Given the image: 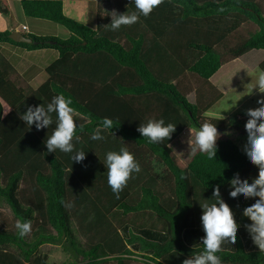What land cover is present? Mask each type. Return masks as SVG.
Here are the masks:
<instances>
[{"label": "trees", "instance_id": "trees-1", "mask_svg": "<svg viewBox=\"0 0 264 264\" xmlns=\"http://www.w3.org/2000/svg\"><path fill=\"white\" fill-rule=\"evenodd\" d=\"M6 1L15 0L0 3ZM16 1L25 17L61 25L68 36L23 34L33 41L26 44L12 41L9 31H0V45L57 52L44 69L47 79L36 89L22 81L0 52V203L17 221L31 222V232L24 237L17 229L9 232L0 225V264H47L38 253L43 245L62 246L85 264H128L135 255L131 246H137L138 256L149 264H183L203 246L186 245L182 233L203 230L201 205L215 202L217 186L234 220H240L238 225L251 223H244L248 218L243 210L259 198H231L230 180L236 176L252 183L258 166L232 140L217 141L214 159L196 152L181 161L170 146L183 132L205 122L219 131L247 135L244 125L249 117L204 116L222 97L208 80L225 63L218 47L244 25L256 30L228 47L230 59L264 51V0H162L149 16L116 31L110 28L111 17H102L100 11L95 29L65 16L64 0ZM84 1H96L98 8L115 5L117 13L135 11L131 0ZM0 13L9 17L7 6ZM258 69L264 73V59ZM182 73L204 81L215 97L204 93L205 103L189 102L174 83ZM57 95L72 101L73 153L86 152L79 163L71 161V154L47 151L45 141L57 126L54 112L48 113L52 124L39 130L20 118L30 107L47 112ZM105 117L112 119L113 129L102 128ZM153 118L176 125L171 137L159 144L149 143L137 131ZM97 130L102 140L91 139ZM121 147L134 155L141 170L131 174L117 197L108 184L104 160L108 151ZM144 155L158 159L172 177L170 196L157 189ZM24 181L27 187L20 189ZM132 216L142 222L137 225L140 231H158L165 240L152 241L133 232L123 238L120 229L131 223ZM86 233L93 237L82 245L77 236ZM218 255L222 264H264V252H246L238 232L234 250Z\"/></svg>", "mask_w": 264, "mask_h": 264}, {"label": "clouds", "instance_id": "clouds-1", "mask_svg": "<svg viewBox=\"0 0 264 264\" xmlns=\"http://www.w3.org/2000/svg\"><path fill=\"white\" fill-rule=\"evenodd\" d=\"M135 6V11L128 14L111 12L110 28L113 31L119 30L122 26L135 24L140 16L147 17L152 13L162 0H131ZM251 93L256 89L264 94V73L259 74L254 81L248 84ZM258 107L248 109L246 115L249 117L244 125L247 133V147L245 154L250 163L258 166V175L252 183L241 182L236 176L230 180L233 190L229 195L231 198L241 196L244 198L258 197L253 204L243 210V216L251 221L243 225L247 230L252 243L264 252V99L257 100ZM71 99L63 95L53 98V103L47 107V112L43 107L29 108L20 118L26 121L30 127L35 124L39 130L52 124L53 120L48 113H55L57 126L45 141L49 153L59 150L62 153L71 154V161L77 163L83 161L86 152L74 149V133L76 123L73 118L74 109L71 107ZM104 130L113 129L112 119L105 117L102 122ZM176 125L165 123L164 119H149L146 123L140 124L137 131L149 143L159 144L168 140L175 132ZM221 134L213 123L205 122L198 129H190V139L188 141L192 153L200 152L206 154L209 159L216 158L218 145L217 139ZM194 136V138H193ZM104 137L100 131H95L91 139L102 140ZM78 139V138H77ZM104 165L107 168L108 184L112 192L119 196L132 173L140 172V165L134 155L126 148L121 147L118 151H108L105 155ZM215 202L201 205L203 211L201 216L204 236L200 244L202 250L194 254V258H188L183 264H222L218 255L222 251L225 242L234 244L238 231V223L233 218V213L229 206L220 197V188L217 186L213 191ZM18 235L24 237L31 232L30 221H17L15 224Z\"/></svg>", "mask_w": 264, "mask_h": 264}, {"label": "rangeland", "instance_id": "rangeland-1", "mask_svg": "<svg viewBox=\"0 0 264 264\" xmlns=\"http://www.w3.org/2000/svg\"><path fill=\"white\" fill-rule=\"evenodd\" d=\"M123 4V3H122ZM116 11L115 5H104V9L102 12V17L109 19L112 15L111 12ZM92 18V17H91ZM92 20V19H91ZM44 25H41L38 27V31L35 32V30H31L32 35H37L41 33L40 35L45 36H55L60 39H64L66 36H68L67 29H65L63 26L55 24V23H43ZM91 29H95V24H89ZM256 30L255 26H243L238 31H236L234 34H232L227 42L218 47L219 52L222 53V59L224 62L230 61V56L228 53H226L228 47H231L238 41H242L247 36L250 35V33H253ZM22 33L25 34V32L22 31ZM10 46L8 45H0V52L1 54L7 59L11 64H13L15 67L19 69L20 62L15 58L14 56H11L8 53V49ZM250 51L254 52L253 56L242 58L239 60L238 64L234 63L236 65V68L233 72H231V78L229 79L231 81V84L235 82L231 88V91L228 92L217 104L215 103L206 113L205 117L208 119H225V118H240L239 116L245 118L248 117L246 115V111L248 109H255L258 107L257 100L264 99V94L259 93L256 89H253L251 93H248L249 86L248 84L251 83V81H254L255 78L261 74L260 70L258 69V61H261L264 59V51ZM41 51H39L40 53ZM245 53L243 56H246L248 53ZM263 57V58H262ZM57 58V52L54 50H50L47 52L46 56L37 59L38 68L33 71L28 70L24 72V74L21 76L22 81L25 83L30 81L28 86L32 89H36L40 86L46 79L47 74L45 73V68L55 59ZM22 65V64H21ZM22 70H24L25 67H21ZM220 70V69H219ZM245 71V72H244ZM19 75V74H18ZM34 75V76H33ZM238 76L241 78L240 81L235 80ZM30 77H33L29 79ZM20 78V77H18ZM174 83L178 86V88L183 91L185 94L191 93V95H186V98L188 97L191 103L197 102V104H201L205 100L204 96L201 92H204V85L202 86V83L204 81L200 80L198 77H193L192 75L188 73H182L178 76V78L174 79ZM240 83V84H239ZM198 89H202L201 92ZM196 91V92H195ZM213 92V90L211 89ZM209 92L207 94L211 93ZM206 93V92H204ZM214 93V92H213ZM196 95H198L196 97ZM210 96V97H211ZM245 98V99H244ZM201 99H204L203 101ZM206 101V100H205ZM205 103V102H204ZM195 130V129H191ZM221 135L218 137L217 141L224 140V139H230L234 142V144L239 147V149L245 154V148L247 147V135H241L237 131L231 130V131H218ZM194 138V136H193ZM190 139V130H186L181 135L178 136V138L175 139V142L170 146L171 151L181 160L184 161V159L190 157L191 149L190 145L188 143ZM247 157V156H246ZM143 163L150 166V171H152V176L156 180L157 189L159 192H164V194L167 196L171 194V187H172V177L167 173V171L164 169V166L159 162L158 159L152 156L144 155L143 157ZM27 182L24 181L22 184H20V189L27 187ZM222 196V194H221ZM133 217V216H132ZM119 220V218H118ZM237 223H240V220H237ZM247 219H245L244 223H246ZM17 220L14 219L10 209L0 203V225L3 229L9 232H14L16 227ZM133 223V224H132ZM141 221H134V217L131 221V223H127L124 227L120 229V235L127 239L129 237L130 232H133L134 234H138L143 236L144 238L152 241L161 242V239L163 238L162 234H159L160 232L154 231H140L137 228L138 224H141ZM149 223L144 224L146 227ZM238 234L239 236H242L243 241L247 242V236L248 232L243 227V225H238ZM204 233V232H203ZM78 235V234H77ZM78 240L82 245H87L90 240H92L93 234L92 233H86L83 236L78 235ZM187 242V240H186ZM200 243V242H199ZM187 244H189L187 242ZM233 247V244H229L228 242H225L222 245V250L225 251H231ZM132 252H134V256L131 257L132 260L128 264H149V262L144 261L141 257L138 255V249L137 246H131L130 247ZM38 253L42 256L46 257L47 264H85L84 261H82L80 256L74 255L72 252L65 251L62 246L57 245H43L38 249ZM141 253V252H140Z\"/></svg>", "mask_w": 264, "mask_h": 264}, {"label": "crops", "instance_id": "crops-1", "mask_svg": "<svg viewBox=\"0 0 264 264\" xmlns=\"http://www.w3.org/2000/svg\"><path fill=\"white\" fill-rule=\"evenodd\" d=\"M5 6H7L8 10H9V17H5L0 13V31L7 30L10 33L13 31H17L21 34H24V33H22V31H23V32H25V34H31V30H35V32H40V31H38V27L41 25H44L43 23H49L48 21L25 17L23 12H22V8H21L19 1H16V0L15 1H6L5 4L0 3V9L4 8ZM103 9H104V5H101V8H98L96 1L89 2V1H84V0H64L62 3V10H63L64 15L75 20L78 23L85 25V26H89V24L90 25L91 24L96 25V15L99 11L102 15ZM23 27L25 29H22ZM40 34L41 33L37 34L36 36H45V35H40ZM7 51L11 56H14L20 62L19 69L17 67H15L13 64H11V65L16 70L17 74H19V76L21 77L24 74V72H26L28 70H31L34 72V70L38 68L37 59L38 58L41 59V58L45 57L47 52L50 50L27 51V50H21V49L14 48V47L10 46V48ZM39 51H41V52L39 53ZM251 51H254V50H251ZM255 51H258V50H255ZM260 51H262V50H260ZM249 54H251L250 56H253L254 52H250L246 56L242 55L236 59H232L230 61L225 62L219 68L220 70H218L208 80L209 85H211L217 92L222 94L221 99L226 94H228V92L231 91V88H232L233 84L235 83V82H233L231 84V81L229 80L231 78V72H233L234 69L236 68V65H234V63L238 64L240 59L248 57ZM263 57H264V55H263ZM261 61H258V63ZM21 67H25L24 70H22ZM234 77H236L235 80H237L239 78L238 76H234ZM31 78H33V77H30L29 79H31ZM240 80H241V78L238 79V81H240ZM26 83L29 84L30 81L29 82L27 81ZM203 85H204V92H206V95H208V97L211 96V93L207 94L209 92H212L211 88H209V86L206 85L205 83H202V86ZM198 90H200V92H201L202 89H198ZM204 92H201L203 94L201 96L205 95ZM189 94L191 95L190 92L187 93L186 95H189ZM212 94L215 97V94L213 92H212ZM187 100L189 102H191L188 97H187ZM201 100L203 101L204 99H201ZM205 100H207V99L205 98ZM205 100L201 103H204ZM219 101H217L216 104ZM239 228H241V227H239ZM203 232L204 231L201 229L185 230L182 233V239L186 245L193 246V245H195L201 241L202 237L204 236ZM162 236H163V238L161 239V242H163L166 238L163 234H162ZM240 237L242 239L243 247H244L246 252L259 251L258 247H256L252 243L249 234L247 236V242L246 243L243 241L242 236H240ZM186 240L189 244H187ZM233 250H234V244H233L231 251H233Z\"/></svg>", "mask_w": 264, "mask_h": 264}, {"label": "water", "instance_id": "water-1", "mask_svg": "<svg viewBox=\"0 0 264 264\" xmlns=\"http://www.w3.org/2000/svg\"><path fill=\"white\" fill-rule=\"evenodd\" d=\"M9 38H10L12 41L16 42V43H26V44H31V43L33 42L30 38L24 36L23 34L17 32V31H13V32H11V33L9 34ZM217 130H218V129H217ZM218 131H219V130H218Z\"/></svg>", "mask_w": 264, "mask_h": 264}, {"label": "built area", "instance_id": "built-area-1", "mask_svg": "<svg viewBox=\"0 0 264 264\" xmlns=\"http://www.w3.org/2000/svg\"><path fill=\"white\" fill-rule=\"evenodd\" d=\"M22 29H25L24 27Z\"/></svg>", "mask_w": 264, "mask_h": 264}]
</instances>
